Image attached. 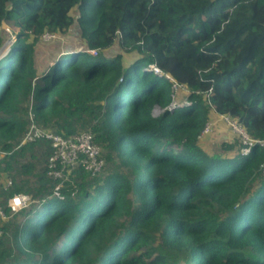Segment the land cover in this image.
<instances>
[{"label": "trees", "instance_id": "16d2710c", "mask_svg": "<svg viewBox=\"0 0 264 264\" xmlns=\"http://www.w3.org/2000/svg\"><path fill=\"white\" fill-rule=\"evenodd\" d=\"M5 22L15 40L0 57V147L19 142L31 101L42 127L65 136L91 127L105 166L73 171L85 187L76 201L49 197L45 168L33 189L0 185L4 205L20 192L38 198L0 225V264H264V147L243 154L241 142L224 156L199 142L212 113L264 138V0H0V50ZM74 23L87 48L39 72L38 39ZM116 41L141 55L127 65L107 56ZM149 63L183 84L190 103L172 107L173 82ZM37 146L47 158L46 142L21 150Z\"/></svg>", "mask_w": 264, "mask_h": 264}, {"label": "built area", "instance_id": "2783aa9c", "mask_svg": "<svg viewBox=\"0 0 264 264\" xmlns=\"http://www.w3.org/2000/svg\"><path fill=\"white\" fill-rule=\"evenodd\" d=\"M52 37L53 33L45 32L42 37ZM91 52H96L93 49ZM147 68L154 71L156 74L163 75L162 69L155 63H149ZM169 76V77H168ZM166 77V76H165ZM167 78L176 86L184 88L185 86L176 81L170 74ZM172 78V79H171ZM176 105L172 104V107ZM162 109L156 107L153 111ZM225 115V114H222ZM29 122L23 136L18 143L15 144L12 150H5L0 147V157H5L11 154L14 150L20 149L27 143L31 142H46L48 144V152L45 164L46 175L54 181L49 197H53L58 201H76L84 195L85 187L83 184L72 179L73 171L80 167L89 172L91 175L99 174L105 166V159L102 154V146L95 140V133L91 127L81 130L75 135L65 136L54 130L42 127L35 119L32 107L28 113ZM226 120L232 123L233 128L240 134L243 147L241 153L248 154L253 145L258 144L264 147V138H253L246 129L237 120L226 115ZM235 121L234 123L232 121ZM212 128V122L207 121L200 135H204ZM264 172V163L261 165ZM12 184L9 179L5 188ZM38 201V199H36ZM33 199L28 193H16L7 199L4 205L0 198V220L6 219L10 214L21 211L28 207ZM9 209V212L6 209ZM2 229L0 227V234Z\"/></svg>", "mask_w": 264, "mask_h": 264}, {"label": "rangeland", "instance_id": "374dc122", "mask_svg": "<svg viewBox=\"0 0 264 264\" xmlns=\"http://www.w3.org/2000/svg\"><path fill=\"white\" fill-rule=\"evenodd\" d=\"M72 14L75 16L79 14L77 8H74L72 10ZM1 31L7 40L5 45L0 50V57H3L8 53L11 44L15 40V36L13 34L14 27L11 22H5L1 28ZM53 34L54 36L52 37L46 36L45 38H39L35 44V64L39 72L48 68L49 65H52V63L59 57L61 53L73 51V49L87 48L86 42L80 35L81 31L77 23H74L66 33ZM252 38L253 36L245 37L242 43V47L245 49L248 48L252 41ZM105 53L109 57H114L121 53L122 59L126 65L130 64L133 59L141 55L138 51H125L123 48H121L118 41H116L110 48L105 49ZM164 75L167 77V73ZM174 84V101L172 104L176 106H182L190 103L188 101L189 90L186 87H178L177 82L176 86ZM32 105L33 103L30 101L28 106L29 109L32 107ZM24 107H26V103ZM162 112L163 110L159 109L155 110L154 114L159 115ZM208 121L212 122V128L204 135H200V145L210 154H222L224 156L236 155L239 150V145L242 142V138L240 134H238V132H236V130L233 128L232 123H229L226 120V115L212 113L211 118ZM232 122L234 123L235 121ZM226 144H232L234 145V147L227 148L225 147ZM21 149L22 148H20V150L18 149L19 152L16 155V158L10 163V170L2 171L0 173V185L7 184L9 179H11L12 181H14L15 179L17 182L23 181L27 185V187H31L33 189V187H35L37 183V173L42 172L45 168L46 157L43 155V148H41L40 146L34 147L33 150L28 149L23 152ZM5 157H0V163L2 165L3 163L5 164ZM27 163L35 164L34 170L30 173L21 172L20 166ZM29 194L33 199L30 205H32L33 203H37V196H32L31 192ZM21 212L22 211L9 213L10 215L6 219H3V221L0 220V225L12 219L18 221L23 219L24 216Z\"/></svg>", "mask_w": 264, "mask_h": 264}, {"label": "clouds", "instance_id": "9594fccd", "mask_svg": "<svg viewBox=\"0 0 264 264\" xmlns=\"http://www.w3.org/2000/svg\"><path fill=\"white\" fill-rule=\"evenodd\" d=\"M164 109H165V108H163V111H164ZM153 114H154V113H153ZM154 115H155V114H154ZM4 187H5V185H4ZM23 193H25V192H23ZM28 194H29V193H28Z\"/></svg>", "mask_w": 264, "mask_h": 264}]
</instances>
